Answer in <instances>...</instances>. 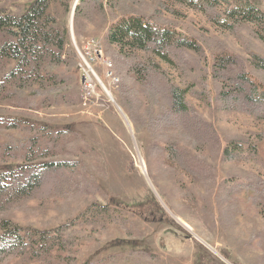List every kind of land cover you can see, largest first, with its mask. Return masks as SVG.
I'll use <instances>...</instances> for the list:
<instances>
[{
  "label": "rangeland",
  "instance_id": "rangeland-1",
  "mask_svg": "<svg viewBox=\"0 0 264 264\" xmlns=\"http://www.w3.org/2000/svg\"><path fill=\"white\" fill-rule=\"evenodd\" d=\"M200 1L214 3L221 14L243 2ZM248 1L264 15V0ZM31 2L0 0V10L18 14ZM135 9L156 13V20L201 44L198 55H169L170 63L139 56L155 65L163 84L188 90L190 114L214 129L213 140L202 136L195 144L178 125L156 123L168 108L166 97L150 103V83L131 74L123 98L121 80L111 87L94 66L113 102L99 88L101 98L84 106L78 56L48 69L51 78L19 87L2 84L10 64L0 63V172L27 162L24 148L34 143L33 152L43 157L33 162L73 159L67 172L79 182L59 194L42 184L33 197L3 205L24 233H46L48 249L38 259L12 256L3 264H264V118L221 108L211 53L228 50L238 61L227 73L247 72L264 92V71L252 65L254 56L264 58V30L251 22L224 29L182 0H139ZM57 16L69 30L71 52L90 39L105 51L109 24L99 16L83 20L78 37L72 23L74 40L72 10ZM171 146L184 161L171 156ZM227 147L236 157L223 161Z\"/></svg>",
  "mask_w": 264,
  "mask_h": 264
},
{
  "label": "trees",
  "instance_id": "trees-1",
  "mask_svg": "<svg viewBox=\"0 0 264 264\" xmlns=\"http://www.w3.org/2000/svg\"><path fill=\"white\" fill-rule=\"evenodd\" d=\"M75 1L32 0L28 8L18 14L0 10V33L4 37L0 43V63L10 64L2 78V84L13 83L19 87L21 82L31 85L39 83L45 75L52 77L46 72L48 69L64 64L70 55L77 58L76 52L68 49L69 30L57 16V10L70 13ZM242 1L237 7L226 8L223 14L209 1L182 0V3L206 13L214 24L227 30L241 22L257 24L264 30V15L250 1ZM137 3L139 0H78L73 20L75 36L80 35L83 20L89 21L94 16H99L102 24H109L104 37L105 52L113 62L114 75L123 85L120 91L122 97L128 92L125 88L130 74L138 83L148 81L151 85L147 94L149 102L156 103L160 97H166L168 105L156 119V123L160 126H166V123L178 125L185 132L182 134L186 136L188 133L195 144L204 141L202 136L208 139L206 141H212L214 129L190 114L185 102L188 90L163 84L161 75L154 76L155 65L142 63L139 56L146 54L170 63L169 55H179L181 59L185 52L198 55L202 49L201 44L178 35L170 24L156 20L155 12L144 14L137 11ZM211 53L213 77L220 81L217 97L221 108L240 110L264 118V92L248 77L247 72L240 70L233 74L227 73L236 67L237 57L230 55L225 48L211 50ZM254 59V68L264 71V58L254 56ZM34 145L33 143L24 148L27 162L0 172V264L12 256L25 262L38 259L48 252L46 233H24V229L12 224L6 217L7 212L3 210V205L12 198L33 197L42 184H50V190L56 194L79 185L77 179L67 172L75 166L73 159L65 157L47 162H33L42 160L43 157L42 154L33 152ZM169 151L177 161L179 158L184 161L183 155L175 146H171ZM235 157L236 152L230 147L222 151L223 161ZM218 206L221 207L220 203ZM161 213L166 215L163 211ZM84 264L94 263L87 261Z\"/></svg>",
  "mask_w": 264,
  "mask_h": 264
},
{
  "label": "built area",
  "instance_id": "built-area-1",
  "mask_svg": "<svg viewBox=\"0 0 264 264\" xmlns=\"http://www.w3.org/2000/svg\"><path fill=\"white\" fill-rule=\"evenodd\" d=\"M76 53L82 71L81 100L84 106L101 98L99 88L107 95L108 88L95 73L94 66L103 71V77L109 81L111 87L118 88L119 79L114 75L113 62L99 41L95 39L84 41L81 49L76 47Z\"/></svg>",
  "mask_w": 264,
  "mask_h": 264
},
{
  "label": "water",
  "instance_id": "water-1",
  "mask_svg": "<svg viewBox=\"0 0 264 264\" xmlns=\"http://www.w3.org/2000/svg\"><path fill=\"white\" fill-rule=\"evenodd\" d=\"M77 2H78V0H76L74 5H73L71 22H70L71 37H72L73 40H74V35H73V30H72V23H73V17H74V12H75V6H76Z\"/></svg>",
  "mask_w": 264,
  "mask_h": 264
},
{
  "label": "bare ground",
  "instance_id": "bare-ground-1",
  "mask_svg": "<svg viewBox=\"0 0 264 264\" xmlns=\"http://www.w3.org/2000/svg\"><path fill=\"white\" fill-rule=\"evenodd\" d=\"M107 95L109 96L110 100L113 102L112 97H111L110 92L108 91V89H107ZM141 167H142V165H141Z\"/></svg>",
  "mask_w": 264,
  "mask_h": 264
}]
</instances>
